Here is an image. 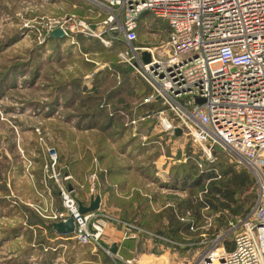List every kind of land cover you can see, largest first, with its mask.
Wrapping results in <instances>:
<instances>
[{
  "label": "rangeland",
  "instance_id": "obj_1",
  "mask_svg": "<svg viewBox=\"0 0 264 264\" xmlns=\"http://www.w3.org/2000/svg\"><path fill=\"white\" fill-rule=\"evenodd\" d=\"M88 4L90 8L86 9L87 4L81 3L80 0H0V264H113L103 251H94L91 245L81 246L72 239L56 232L50 233L47 229L48 224L56 222L50 218L52 210L64 208L61 190L64 188L70 191L69 188L73 184L75 192L72 196L87 203L93 185L90 175L96 173L98 179L95 182V193L106 199L108 211L122 221L147 232L139 235L137 239L124 241V258L140 261L142 259L148 264H195L211 248H223L218 246L221 241L234 240L236 234L241 231L242 224L233 222L234 227L232 225L218 240L203 235L198 236L203 237L199 241L191 235L181 243L163 237L159 232L167 221L164 219L161 223L155 220V216L174 206L176 198L185 200L190 195L189 190L169 187V184H172V173L171 170L168 172L167 166L171 161L163 164L165 159L161 157L163 154L173 157L172 168L185 162L184 159H187L189 154L193 156V153L198 152L184 137L174 142L175 144L167 143L164 151L158 144L153 143L149 151L137 153L135 150L129 155L143 142V135L147 137V141L140 146H146L144 144L154 138L166 139V136L153 133L155 123L145 124L150 119L141 120L137 128L129 121V117L139 118L148 110L143 107L146 88L135 70L119 60L120 69H124L128 76L127 84L122 82L125 75L112 71L111 80H107L101 90L94 92L102 97L111 88L121 85L117 99L108 102L110 106L101 126L112 118L116 122L112 134L119 131L123 133L125 126L129 128L126 129L123 139L113 140V143L109 144L118 164L133 169L129 173L125 172V175L105 177L108 181L102 179V173L106 172L111 161L100 162L98 157L104 154V151H97L96 139L99 138V131L78 129L76 110L64 109L63 105L59 110L43 109L40 104L49 101L48 95L52 92L46 87L48 78L61 79L62 75L63 81L69 82L71 78L85 75V82L87 76L86 71H76L77 67L80 69L78 60L82 56L85 57L73 51L70 46L71 38L63 39V50H59V55H55L58 48L54 49V44L40 47L47 40L43 41L44 37L39 32L43 22L47 19L59 21L75 14L89 20L96 27L95 24L105 16L98 18L99 10L96 11L94 6L93 8ZM152 22L149 16L143 20L145 27L140 31L135 46L153 50L162 46L166 38L163 26L155 25L150 28ZM28 26L34 28L30 30ZM70 48L74 54L73 59L65 61ZM29 58L33 59L32 70L26 69L24 72L23 66ZM89 58L98 61L100 69L108 66L102 63L101 56ZM37 64H41V75L35 84L33 70L35 71ZM9 74L15 79L6 80ZM127 104L129 108L131 106L133 116H128L127 110L120 111L122 107L126 108ZM73 114L72 119H69ZM133 138L137 139L136 142L129 143ZM125 143L129 145L125 151H121V146ZM157 148L160 149L161 155L155 158ZM49 149L57 151L58 160L55 167H52ZM88 152L95 154L93 160H89ZM135 155L137 157L133 159ZM61 157L64 159L60 163ZM226 157L229 164H237L227 155ZM71 164L75 165L74 173H77L78 178L70 176L71 179L65 180L64 170H69ZM59 174L62 178L58 182L55 176ZM211 226L212 220L202 229L207 231ZM119 229L113 231L108 228V238L115 240L117 235L120 236ZM194 232L195 230H192V233ZM229 235L231 237L228 238Z\"/></svg>",
  "mask_w": 264,
  "mask_h": 264
},
{
  "label": "built area",
  "instance_id": "obj_2",
  "mask_svg": "<svg viewBox=\"0 0 264 264\" xmlns=\"http://www.w3.org/2000/svg\"><path fill=\"white\" fill-rule=\"evenodd\" d=\"M85 1L99 10L98 18L105 16L96 27L75 14L59 21L47 19L39 31L43 41L61 28L73 45L79 43L78 37L97 39L106 48L125 44L120 61L130 65L151 89L144 103L160 104L158 111L133 119L131 125L137 128L141 120L154 119L153 133L166 139L154 138L151 144L164 151L167 143L185 137L211 164L219 148L232 162L247 168L257 183L255 204L239 222L242 228L235 236L234 249L211 248L195 264H264V0ZM146 13L169 27L157 50L135 46L140 19ZM143 52L151 54L150 63L143 61ZM142 138L147 141L146 136ZM49 157L55 167L57 151L49 149ZM161 158L163 164L174 161L166 154ZM55 178L59 182L62 176ZM97 179V173L90 175L93 185L87 203L72 196L74 189L63 188L64 208L52 210L50 218L56 222L72 218L74 232L62 236L103 251L113 264H142L112 252L114 244L120 248L124 241L147 232L108 211L106 199L95 193ZM98 195L99 208L81 213L79 202L89 207L91 198ZM108 228H120V243L108 238Z\"/></svg>",
  "mask_w": 264,
  "mask_h": 264
},
{
  "label": "trees",
  "instance_id": "obj_3",
  "mask_svg": "<svg viewBox=\"0 0 264 264\" xmlns=\"http://www.w3.org/2000/svg\"><path fill=\"white\" fill-rule=\"evenodd\" d=\"M80 1L83 4H87L86 9L90 8V5L86 1ZM91 7L93 6L91 5ZM146 14H143L140 19L138 36L140 31L145 27V25L143 24V20L147 19L148 16L153 21L150 28H154L155 25L163 26L164 33L166 35L169 33V27L167 23H165L161 19H157L151 14ZM78 42L80 43V47L82 50L81 54L77 52L79 56L82 54H86L93 58H95L96 55L101 56L103 58L102 63L108 64V66L100 69L99 71H96L98 69V65L96 64V62L98 63V61L90 58V62L83 58V56L80 57V60H78L80 69H78L77 67L76 71H86V75L93 74L92 78L89 80H85V82L83 80L85 75L83 77L71 78L72 80L69 82L63 81L64 79H62V75L60 77L61 79L48 78L49 82L47 83L46 87L52 90L50 94L48 93L50 102L47 101L40 104L42 105L43 109L48 108L49 110H59V108L63 105L64 109L76 110L77 113L75 114V117L77 120L78 129H87L90 131H95L97 129V131H99V134L102 135L99 136L98 134L97 137L99 138L98 140L96 139L97 151H104V154H100L98 159L100 160V162L107 160L111 161L106 172L102 173V179H104L105 177L111 178V176L117 174L125 175V172L129 173L132 168H126L118 164L119 162L115 160L113 156V151L109 149V144L113 143V140L116 141L119 139H123V137L126 136V129L129 128L125 126V129H123V133L122 131H119L120 133L117 132L116 134H112L111 131L115 127L114 124L116 123L112 118H109L111 120L101 126L103 117L106 116V112L110 106L108 102H110L111 100L115 101V99H117L116 95H119L118 92L120 91L119 87L121 85L111 88V90L107 94H104L102 97L95 95L94 92L101 90L107 80H111L112 71H114V73H117L118 75H125L122 82L127 84L128 76H126V71L124 69L121 70L120 66L118 65V62L120 60L119 53L126 49V46L123 43H115L113 47L106 48L101 43V41L84 37H78ZM63 43V39L48 38L46 42H44L43 46L40 47L45 48L48 44H54V49L58 48V52L55 55H59V50H63ZM71 48L68 55H65V61H70L71 58L73 59L74 54ZM32 67L33 59L29 58V60L26 61L25 65L23 66V71L25 72L26 69L32 70ZM40 67L41 64H37L35 66V71L33 70L35 74L33 75L34 81H32L35 84L37 83L36 81L38 78H40L41 75ZM131 69L134 70L132 67ZM11 78L15 79L13 75L9 74L5 79L9 81ZM140 80L142 81L141 83L145 85L146 91L144 93H147L145 96L146 98L148 95H150L151 89L143 79L140 78ZM4 84L7 86L6 82ZM4 84L2 86H4ZM29 85L32 86L31 83ZM143 107H145V109H148L146 110L147 113L156 112L160 109V104L158 102H154L152 104H145L143 102ZM130 108L127 104L126 108L122 107L120 111L127 110L128 113L126 114L128 116L132 114L133 116L134 112L130 110ZM141 110H143V108H141ZM146 112L144 113L146 114ZM73 116L74 114L69 116V119H72ZM135 117L137 116H133L132 118L129 117V121H132V119ZM146 122V125H149L151 122H153L154 124L155 120L150 119ZM136 140V138H133L129 143L132 144L133 142H136ZM150 142L151 141H149L148 144H144L146 146H140L142 145V143H144L141 142L136 146L135 149H133L129 153V155H132L135 150L137 151V153L149 151L152 145ZM129 143L123 144L121 146V151H125ZM87 154L89 160H93V156H95V154H93L92 152H88ZM136 155L132 158H136ZM155 155V158L158 155H161L159 148H157ZM216 155L217 156L215 163L211 164L205 161L201 157L200 153H193V156L189 154L185 162H182L180 163V165H175L170 168L172 173V184H169V187L189 190L190 195L189 198L185 200L176 198V201H174V206L164 209V211H162L159 215L155 216V220L161 221V223H163L164 219L165 221H167L164 225L163 230L159 231L163 235V237L181 243L185 242L186 238L191 235L197 237L196 239L199 241L202 240L203 237H200V239L198 238V236L203 235L211 237L210 239L213 238L215 240H218L222 235H224V233L228 232L232 225H234L233 222L239 223L241 220L245 219L251 212L257 198V183L254 176L247 168L243 166L234 163L229 164L227 162L226 155L223 154V151L221 149L217 148ZM178 158H180V156H178ZM63 159V157L60 158V163L63 162ZM69 168L70 169L67 171L64 170V175L68 174V176H74L78 178L77 173H74L75 165L72 166L71 164ZM149 168L153 169L154 167L149 166ZM149 168L147 170H149ZM106 181H108V179H106ZM71 186L74 188L73 184H71ZM188 212H191L190 216H187ZM182 218L187 219L185 220ZM210 220H212V226L207 231H204L202 228L205 227V225H208V222ZM49 225L50 224H48L47 229L50 233H54L55 231L50 228ZM139 225L143 227L142 224ZM144 225L146 227L147 224L145 223ZM192 230H195V232L192 233ZM229 237H231V235H229L228 238ZM218 246L224 247L226 251H232L234 249V240L228 241L227 239H225L221 241Z\"/></svg>",
  "mask_w": 264,
  "mask_h": 264
},
{
  "label": "water",
  "instance_id": "obj_4",
  "mask_svg": "<svg viewBox=\"0 0 264 264\" xmlns=\"http://www.w3.org/2000/svg\"><path fill=\"white\" fill-rule=\"evenodd\" d=\"M50 38L65 39L66 35L61 28H58L50 34ZM142 58H143V61L145 63L151 62V54L149 52H143ZM177 135L178 136L182 135L181 129L177 130ZM66 177H68V174H66ZM70 189L72 190L71 187H70ZM100 201H101V197H100V195H98L95 198H93V197L91 198V204L89 207H86V206H84V204L82 202H79V210L83 214L95 211L99 208ZM49 227L52 228L59 235H64V234L69 235V234H72L75 230V224H74V220L72 218L68 219L67 222L51 223L49 225ZM112 252L115 254L118 253V246L116 244L113 245Z\"/></svg>",
  "mask_w": 264,
  "mask_h": 264
},
{
  "label": "crops",
  "instance_id": "obj_5",
  "mask_svg": "<svg viewBox=\"0 0 264 264\" xmlns=\"http://www.w3.org/2000/svg\"><path fill=\"white\" fill-rule=\"evenodd\" d=\"M70 46H72L73 51H77L79 54H81L82 50H81V47H80V43H78L77 45L70 44ZM85 55H86V54H85ZM85 55H84V57H85ZM85 59H86L87 61H90V62H91V60H90V58H89L88 55H87V58L85 57ZM93 62H95V61H93ZM96 64L98 65L97 62H96ZM101 69H103V68H101ZM99 70H100V68H98L96 71H99ZM92 75H93V74H89V75H87V76H86V80L91 79V78H92ZM152 144H153V143H152ZM153 148H156V147L153 146ZM167 167H168V166H167ZM170 168H171V166H170ZM170 168L168 169V172L170 171ZM71 188H72V187H71ZM72 189H73V188H72ZM115 240H116L117 242L120 243V242H121V234H120V236L117 235L116 238H115ZM123 243H124V242H123ZM123 243H122L121 247L118 248V252H119V255H120V256L122 255ZM120 252H121V254H120ZM121 257H123V256H121ZM123 258H124V257H123ZM125 259H126V258H125ZM136 261H138V262L141 263L140 259H138V260H136Z\"/></svg>",
  "mask_w": 264,
  "mask_h": 264
},
{
  "label": "bare ground",
  "instance_id": "obj_6",
  "mask_svg": "<svg viewBox=\"0 0 264 264\" xmlns=\"http://www.w3.org/2000/svg\"><path fill=\"white\" fill-rule=\"evenodd\" d=\"M142 262H143V263H142ZM141 263H142V264H148V262H146L145 260H142V259H141ZM149 264H150V263H149Z\"/></svg>",
  "mask_w": 264,
  "mask_h": 264
}]
</instances>
